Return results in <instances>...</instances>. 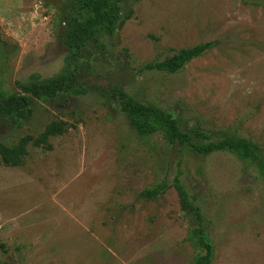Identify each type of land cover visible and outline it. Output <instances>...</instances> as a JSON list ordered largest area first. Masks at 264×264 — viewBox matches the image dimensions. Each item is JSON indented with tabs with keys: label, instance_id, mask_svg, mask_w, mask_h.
<instances>
[{
	"label": "rangeland",
	"instance_id": "1",
	"mask_svg": "<svg viewBox=\"0 0 264 264\" xmlns=\"http://www.w3.org/2000/svg\"><path fill=\"white\" fill-rule=\"evenodd\" d=\"M65 0H0L5 87L71 74L76 96L37 102L32 122L0 142L72 125L0 162V264H194L192 213L176 178L208 223L210 264H264V173L228 152L196 156L161 134L139 137L120 89L206 134L237 136L264 151V7L243 0H122L133 16L72 58L61 41ZM216 42L174 74L144 70L181 49ZM4 144V143H2ZM162 184L155 199L142 196Z\"/></svg>",
	"mask_w": 264,
	"mask_h": 264
},
{
	"label": "trees",
	"instance_id": "2",
	"mask_svg": "<svg viewBox=\"0 0 264 264\" xmlns=\"http://www.w3.org/2000/svg\"><path fill=\"white\" fill-rule=\"evenodd\" d=\"M245 4L264 7V0H243ZM133 16L130 7L124 8L122 0H65L63 11L64 31L61 35L62 44L69 48L72 58L89 41L98 36H111ZM216 42L203 43L192 48L181 49L169 58L155 61L143 66L144 70L174 74L183 69L190 61L203 56L215 46ZM10 55L8 46L0 40V132L9 136L32 122L37 102L54 100L58 95L76 96L86 90L77 88L71 74L41 79L38 75L31 77L27 84L16 83L15 91L5 87L4 67ZM111 97L121 107L128 125L141 138L161 134L169 145L189 148L196 156L207 157L213 153L228 152L241 161L253 164L258 171L264 173V151L250 140L219 132L217 135L206 134L199 128L183 131L185 123L156 106L141 104L120 89H114ZM72 125L62 121H52L45 126L36 137L25 135L15 143L0 142V162L6 167L19 166L27 154V146L32 144L44 151H50L48 139L65 134ZM4 143V144H2ZM173 187L177 192L180 208L184 213H192L195 226L188 237L197 253L194 264H210L213 258V246L208 235V223L193 205L195 197L189 196L175 178ZM166 184L146 190L142 196L155 199L160 196ZM4 245L0 243V250Z\"/></svg>",
	"mask_w": 264,
	"mask_h": 264
}]
</instances>
